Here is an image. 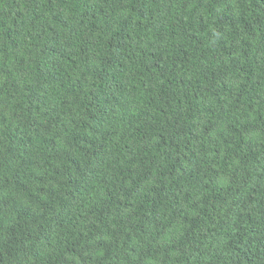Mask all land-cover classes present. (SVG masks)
Listing matches in <instances>:
<instances>
[{
    "label": "trees",
    "instance_id": "16d2710c",
    "mask_svg": "<svg viewBox=\"0 0 264 264\" xmlns=\"http://www.w3.org/2000/svg\"><path fill=\"white\" fill-rule=\"evenodd\" d=\"M0 264H264V0H0Z\"/></svg>",
    "mask_w": 264,
    "mask_h": 264
}]
</instances>
